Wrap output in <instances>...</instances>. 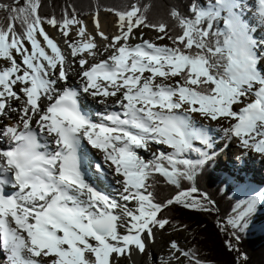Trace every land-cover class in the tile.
<instances>
[{"label": "snow or ice", "instance_id": "1", "mask_svg": "<svg viewBox=\"0 0 264 264\" xmlns=\"http://www.w3.org/2000/svg\"><path fill=\"white\" fill-rule=\"evenodd\" d=\"M254 3V15L264 26V0ZM41 6V0L0 2L6 13L0 22V60L8 64L0 68V117L18 116L15 124L0 127V137L10 145L0 149V251L8 264H118L120 257L145 253L154 229L170 224L164 209L177 204L206 210L192 197L195 187L165 203L155 202L149 191L157 176L180 188L210 158L193 146L199 141L210 148L211 140L193 126L190 114L235 121L224 129L226 135L264 154V39L251 35L242 0H190L187 15L171 9L179 28L175 35L166 23L148 22L147 5L132 4L125 11L109 9L119 34L100 53L83 26L75 29L79 39H70L73 25L81 23L75 16L45 20ZM45 22L61 31L71 56L78 58L79 91L57 88L59 82L67 85V61L42 27ZM140 28L154 29L157 40L167 38L171 45L142 38L130 43ZM104 53L106 59L92 62ZM81 93L101 105L114 98L120 111L106 108L95 122L82 109ZM236 105L243 106L237 111ZM83 141L101 153L103 163L93 165L83 157ZM152 144L172 151L145 160L138 150L150 151ZM192 152L202 158H183ZM105 165L120 178L115 180L122 187L119 200L89 182L92 167L107 178ZM257 198L264 201V192L249 198L230 221L234 227ZM169 246L175 252L163 264L180 256L201 264L176 241Z\"/></svg>", "mask_w": 264, "mask_h": 264}, {"label": "trees", "instance_id": "2", "mask_svg": "<svg viewBox=\"0 0 264 264\" xmlns=\"http://www.w3.org/2000/svg\"><path fill=\"white\" fill-rule=\"evenodd\" d=\"M0 2L13 4V0ZM20 3L22 5L23 0ZM189 3L190 0H41L40 15L45 20L54 17L62 21L66 16H75L76 19L94 15L97 11L114 14L109 9L125 11L132 4L141 9L147 5L145 14L148 22L166 23L170 34L175 35L179 28L169 12L175 8L187 15ZM5 16L6 13L0 11V22H4ZM223 180L215 170L214 163L209 162L196 170L192 181L182 180L180 188L157 176L154 183L150 181L152 187L149 191L153 193L155 202L165 203L181 191H188L192 187L198 190L192 193V197L199 200L206 210L174 204L164 209L162 215L170 221V225L189 232L193 243L190 252L201 264H264V232L251 234L246 231L243 223L237 227L226 225L227 216L236 202ZM205 196L207 200L203 198Z\"/></svg>", "mask_w": 264, "mask_h": 264}, {"label": "bare ground", "instance_id": "3", "mask_svg": "<svg viewBox=\"0 0 264 264\" xmlns=\"http://www.w3.org/2000/svg\"><path fill=\"white\" fill-rule=\"evenodd\" d=\"M245 1V0H242ZM107 15L105 14H97L94 17L87 18V19H83L81 20V26L85 27L86 32L94 38L99 52L103 53L104 52V47L105 45L111 40V38L114 35L119 34V28H118V24H117V18L110 16V17H106ZM97 22L99 24V27H97ZM246 23H248L249 25H253L255 23H257V19L255 17H247L246 18ZM264 29V26H262ZM75 25H73V30L70 33V39L71 40H77L79 39V37L76 34L75 31ZM262 28H260V30L257 32V35L259 36V38L264 39V30H261ZM45 31L48 33V35L54 39V41L60 46L62 52L64 53V55L66 56V64H65V68L68 71V82L67 85H73L75 83L80 82V78L77 74V72L79 71V64H78V58L74 59L71 54H70V49L67 47V45L64 43L65 38L62 36L61 31L58 28L55 27H50V28H45ZM134 30V34H135ZM103 32L105 36H107L109 39L108 41L104 40L98 33ZM159 35V33L157 32H147L144 36L143 39L144 40H150L154 43H157L158 40L156 39V37ZM255 36H253L254 38ZM141 41L139 40V38H133L130 43L132 44H136V43H140ZM160 42V41H159ZM164 44V43H161ZM107 58V53H104L103 55H97V58L95 61L92 62H99L100 60L106 59ZM89 60H91V57H89ZM19 61V60H18ZM75 74V76H74ZM58 75V72L57 74ZM56 75H53V79H56ZM66 87L65 84H63L62 82H59L57 85V88H63ZM18 91V89H17ZM82 101H87L89 102L90 107L92 108H96L98 107L96 101H94L91 97L87 96V95H82ZM111 99H109L110 101ZM19 105V102H13V105ZM20 106V105H19ZM10 117V118H9ZM18 116L16 113L14 112H10L8 116H3L0 117V127H3L5 125H9V124H15L17 122ZM218 127H221L219 131L217 132H211V135H208V128H204V131L206 132V134L208 135V137L210 139H219V142L217 143L218 146H222L224 148V150L221 151V160L224 158L226 161L224 162V165L227 166V164L230 166V159L232 161V158H230V149L228 148L232 142L231 140L234 139L236 140V138L234 137H230L229 135H226L224 129L229 128L230 125L226 122H219L218 123ZM210 132V129H209ZM214 133V135L212 134ZM2 142L8 141L7 138L4 137H0ZM238 142V141H236ZM155 147H157V149L162 150V145H155L152 144ZM151 145V146H152ZM213 146V144L211 145V147ZM238 146H241V144H238ZM150 151H154V149L150 148ZM138 154L144 155V156H149L152 157V154L149 153V151L140 149L138 150ZM223 156V157H222ZM235 159H233V162L236 161H240L242 160L244 162V165L247 167L254 165V170L256 172L257 175L259 176H263L264 175V169L260 168L261 164L260 161L263 158H260L258 156H256L255 154L246 151L245 149L239 150L238 152L235 153ZM102 157V155H101ZM215 160H217L215 158ZM258 161L259 165L257 166L256 162ZM93 165H95V163H93ZM219 165V164H218ZM219 171L225 170V171H229L228 169H223L222 165L217 166ZM104 170H105V174H107V178H105V175H103V179H106V182L110 184V186L113 189V197L114 199L119 200L120 196V192L122 191V187L115 183L116 179H120L119 177H113L111 175V170L107 168V166H104ZM241 172H243V170H240ZM91 172L94 174H97L92 168H91ZM94 181L93 182L95 187L98 188V190H101V183L98 180V177L96 175H94ZM121 203H124L123 201H120ZM131 207H135V205H130ZM260 208L264 207V201L260 202L259 205ZM242 207L240 209L236 208L228 217L227 219V224H232L230 223V221L235 220V218L237 217L238 213L242 211ZM253 217L252 215L249 217V219ZM248 219V221H249ZM254 224L251 223V225L253 226H259V227H264V222L262 221L260 224H258L257 222H254ZM250 224V222H249ZM121 231L123 232L124 230L121 229ZM164 233V232H163ZM157 232L154 230V239L153 242L147 245V251L151 254L152 258H151V262L150 264H163V261L165 260H169L170 257L173 256V253L175 252V250L171 251L169 250V245L170 243L175 239L174 238V234L173 232L170 233H165L164 235H161L160 241H155V238L157 237ZM179 237V240H182V234L177 235ZM177 238V237H176ZM169 239V240H168ZM167 241V242H166ZM156 242V243H154ZM165 242V243H164ZM180 249L183 250L182 247H179ZM3 253L2 251H0V256H2ZM143 254H139V253H134V261L131 262L130 258L128 256L126 257H120L118 259V264H146L144 260H140L139 258L140 256H142ZM175 255L179 256V253H175ZM169 256V257H168ZM129 259H128V258ZM168 257V258H167ZM181 257V256H180ZM181 259V258H180ZM4 261V260H3ZM7 262V261H6ZM178 261L174 258L170 259V264H177ZM8 264V262H7Z\"/></svg>", "mask_w": 264, "mask_h": 264}, {"label": "rangeland", "instance_id": "4", "mask_svg": "<svg viewBox=\"0 0 264 264\" xmlns=\"http://www.w3.org/2000/svg\"><path fill=\"white\" fill-rule=\"evenodd\" d=\"M105 14V15H107L108 17H110V16H113V17H115V18H117L116 16H114V15H112V14H110L109 12H107V11H97L96 13H95V15H91V14H89V15H87V16H85L84 18H76V20H78V21H81V20H83V19H87V18H90L91 19V17H94V16H96L97 14ZM106 16V17H107ZM81 26V23H80V25L79 24H77V25H75V28L77 29V28H79ZM17 27H18V25H17ZM42 27L45 29V28H50V27H52V26H43L42 25ZM136 31H135V34H134V38H139V40L141 41V38L143 39V36L147 33V32H156L154 29H152V28H140V29H135ZM160 35V34H159ZM160 41V42H159ZM158 44H161V43H164L165 45H169L170 46V43L168 42V40H166V39H164V40H158V42H157ZM29 47H30V45H29ZM17 58V60H19L20 59V57L19 56H17L16 57ZM6 66H8V64H7V62L6 61H4V60H0V68H2V67H6ZM239 106V107H238ZM243 105H236V106H234V110H237L238 111V108H240V107H242ZM191 115V119H192V121H193V126L194 127H196L197 129H201V130H203L204 131V128H208V135H211V132H217V131H219L220 130V128L221 127H218V123L219 122H226V123H228L229 125H231L232 123H234L235 121H231V120H227V119H223V120H217V121H212V120H210V119H207V118H204V117H201L199 114H190ZM208 124V125H207ZM209 129H210V132H209ZM213 135H214V133H212ZM234 138V137H233ZM234 141V142H233ZM235 141L236 140H234V139H232L231 140V142H232V144L228 147L229 149H230V158H232V160L234 159L233 157H234V155H235V153H236V150H237V147H236V145H235ZM219 142V139H217V143ZM196 143V142H195ZM195 145V144H194ZM195 146H197V145H195ZM238 146V145H237ZM242 146V145H241ZM198 148H200L202 151H206V148L205 147H203V148H201L200 146H197ZM150 148H152V149H154V151H149V153H156V151H164V150H166V152H171L172 151V149H170V148H166V147H164V149L162 148V150H160V149H157V147H155L154 145H150ZM139 155H141V154H139ZM143 158H149V159H151L152 157H149V156H144V155H141ZM200 158H202V157H200ZM199 158V159H200ZM145 160H147V159H145ZM230 164H232V161H231V159H230ZM219 163H221V160L218 162V164ZM215 164H216V162H215ZM219 166V165H218ZM222 167H223V169H228L229 170V168L226 166V165H224V163H223V165H222ZM217 170H218V168H217ZM219 171V170H218ZM229 172V171H228ZM245 206H246V203L244 204ZM259 211H260V213H259V215H254L253 217H251L250 219H249V221L248 222H250V224L252 223V224H254L253 223V221L254 222H257L258 224H260L262 221L264 222V207L263 208H260L259 209ZM227 223V222H226ZM248 223H246L244 226H245V228H249V226H246ZM249 224V225H250ZM229 227H234L233 225H230V224H227ZM256 226V225H255ZM236 227V226H235ZM156 232H157V237L155 238V241H160V238H161V235H164L165 233H170V232H173V234H174V240L173 241H176L177 242V244L179 245V247H182L183 248V251H185V252H190V250H191V248H192V239H191V236L189 235V232H187V231H185V230H183V229H180V228H178V227H175V226H173V225H167L166 227H165V229H163V230H160V229H154ZM164 232V233H163ZM253 231H249V233H252ZM179 234H182V240H179V237L177 236V235H179ZM177 237V238H176ZM169 240V239H168ZM153 242V240H150L149 241V244L150 243H152ZM167 242V241H166ZM154 243H156V242H154ZM165 243V242H164ZM169 250H171V251H173V249H171L170 248V246H169ZM174 252V251H173ZM169 257V256H168ZM167 257V258H168ZM128 258V257H127ZM151 258H152V256H151V254L146 250V252L145 253H143V255L142 256H140V258H139V261L142 259V260H144L145 261V263L146 264H150V262H151ZM181 259H179V261H178V263L177 264H189V262H190V259L189 258H187V257H184V256H181L180 257ZM129 259V258H128ZM130 260H131V262L132 261H134V253H133V255L131 256V258H130ZM2 262H4L3 261V259H1L0 260V263H2ZM137 264H138V262H137Z\"/></svg>", "mask_w": 264, "mask_h": 264}]
</instances>
